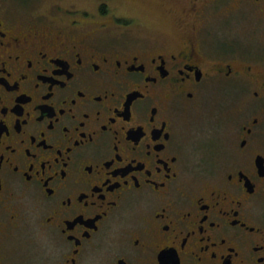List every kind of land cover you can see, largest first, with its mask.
Wrapping results in <instances>:
<instances>
[{"label":"flooded vegetation","instance_id":"flooded-vegetation-1","mask_svg":"<svg viewBox=\"0 0 264 264\" xmlns=\"http://www.w3.org/2000/svg\"><path fill=\"white\" fill-rule=\"evenodd\" d=\"M7 2L0 264L13 239L51 264L102 243L93 264H264V0H157L171 28L151 38L105 4Z\"/></svg>","mask_w":264,"mask_h":264},{"label":"rangeland","instance_id":"rangeland-1","mask_svg":"<svg viewBox=\"0 0 264 264\" xmlns=\"http://www.w3.org/2000/svg\"><path fill=\"white\" fill-rule=\"evenodd\" d=\"M7 4L14 5L17 10H31V11H50L51 7H55L62 13L66 10L73 11L74 15L78 12L74 10H86L90 14H95L97 6L105 4L109 14L125 20H132V25H129L128 32H122L120 37H155L166 33L169 27L162 18V8L156 5L157 0H6ZM240 18L236 21L237 27L233 35L236 39L245 43L247 36L244 32L252 28L249 18ZM250 22V23H249ZM164 23V24H163ZM235 23V24H236ZM235 26V25H234ZM171 28V27H170ZM253 29V28H252ZM166 31V32H165ZM258 34V32H257ZM259 36V35H258ZM253 36L252 38L258 37ZM259 41V39L257 40ZM241 44V43H240ZM246 44V43H245ZM222 45V44H220ZM245 48V45L244 47ZM227 100L226 97H222ZM200 135V134H199ZM200 139L196 142V147L205 153V149L211 148L207 140L201 139L204 136H199ZM199 156V155H196ZM195 156V157H196ZM27 238H29L27 236ZM105 244L102 243L100 252L91 253L90 261L92 264L97 262L96 256L103 253L101 251ZM3 264H51L55 254L49 247H46L41 241H31V239H13L5 247Z\"/></svg>","mask_w":264,"mask_h":264}]
</instances>
